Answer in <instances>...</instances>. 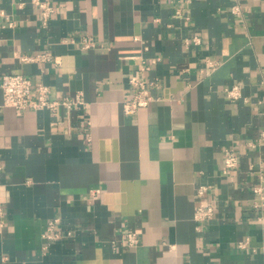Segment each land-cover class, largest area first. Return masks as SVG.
Returning <instances> with one entry per match:
<instances>
[{
    "label": "crops",
    "instance_id": "crops-1",
    "mask_svg": "<svg viewBox=\"0 0 264 264\" xmlns=\"http://www.w3.org/2000/svg\"><path fill=\"white\" fill-rule=\"evenodd\" d=\"M41 1L45 22L0 0V85L23 74L85 104L19 111L0 86V264H264V0ZM132 77L154 100L129 115Z\"/></svg>",
    "mask_w": 264,
    "mask_h": 264
},
{
    "label": "built area",
    "instance_id": "built-area-1",
    "mask_svg": "<svg viewBox=\"0 0 264 264\" xmlns=\"http://www.w3.org/2000/svg\"><path fill=\"white\" fill-rule=\"evenodd\" d=\"M32 3L39 9L40 16L45 22L53 12L52 7L46 2L41 0H32ZM239 10V6L236 4L232 7V11L236 13ZM92 46L91 42L84 39V48ZM23 61H50L52 60L51 54L44 53L35 57H22ZM208 66L214 69L216 64L212 61H208ZM130 83L137 87V91L134 95L128 97L123 101V110L126 114H134L140 107L147 106L154 99L149 94L150 84L144 79H138V77H132ZM1 89L3 94V106L12 107L19 111H25L29 109H46L56 110L58 107L63 106L68 109L80 108L84 106L85 101L82 93H78L74 97H68L63 100H52L49 98V87L42 82L34 83L29 77L23 74L17 73H5L1 79ZM227 97L230 101H238L242 98L241 91L237 86L229 87L226 89ZM224 174H231L238 167V157L234 149L226 148L224 150ZM205 191V187H199L197 194L202 196ZM255 192H259L258 189ZM264 205V197H262ZM214 209L212 205H201L195 208L194 217L198 221H205L213 216ZM59 219L51 220L47 224V231L43 235L50 242L60 237V234L55 231L56 225ZM126 242L129 247H136L139 244V238L135 232L129 231L126 234ZM248 246V240L239 241V248H246Z\"/></svg>",
    "mask_w": 264,
    "mask_h": 264
}]
</instances>
